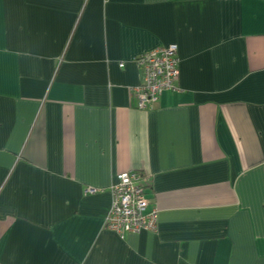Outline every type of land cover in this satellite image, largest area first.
Here are the masks:
<instances>
[{"label": "crops", "instance_id": "crops-1", "mask_svg": "<svg viewBox=\"0 0 264 264\" xmlns=\"http://www.w3.org/2000/svg\"><path fill=\"white\" fill-rule=\"evenodd\" d=\"M130 172L159 216L121 239ZM0 264H264V0H0Z\"/></svg>", "mask_w": 264, "mask_h": 264}, {"label": "built area", "instance_id": "built-area-1", "mask_svg": "<svg viewBox=\"0 0 264 264\" xmlns=\"http://www.w3.org/2000/svg\"><path fill=\"white\" fill-rule=\"evenodd\" d=\"M177 52L176 46H170L143 55L137 61L142 75V84L135 91L139 110L156 104L163 93L175 91L180 75ZM117 180L109 190L111 207L105 227L121 239L129 234L156 232L159 212L150 208L142 177L130 172L119 175ZM85 193L97 192L88 189Z\"/></svg>", "mask_w": 264, "mask_h": 264}]
</instances>
